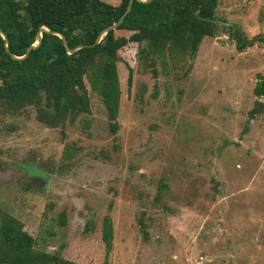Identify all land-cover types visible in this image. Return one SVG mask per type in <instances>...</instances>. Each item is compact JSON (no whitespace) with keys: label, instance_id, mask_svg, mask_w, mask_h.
<instances>
[{"label":"rangeland","instance_id":"obj_1","mask_svg":"<svg viewBox=\"0 0 264 264\" xmlns=\"http://www.w3.org/2000/svg\"><path fill=\"white\" fill-rule=\"evenodd\" d=\"M216 15L194 58L153 66L145 42L119 50L116 135L90 89L92 111L55 125L36 105L0 102V208L37 249L103 264L110 214V264H264V112L249 114L264 74V0H219ZM231 25L250 42L240 47Z\"/></svg>","mask_w":264,"mask_h":264},{"label":"trees","instance_id":"obj_2","mask_svg":"<svg viewBox=\"0 0 264 264\" xmlns=\"http://www.w3.org/2000/svg\"><path fill=\"white\" fill-rule=\"evenodd\" d=\"M129 2L121 0L114 5L104 0H0V27L10 49H6L0 34V102L36 105L40 119L55 125L64 118L74 122L92 111L90 89L100 96L110 131L116 135L121 127L119 50L130 42H145L140 52L150 56L153 66L157 59L165 61L167 56L194 58L204 37L214 35L218 22L219 0H133L123 22L95 44L99 33L120 19ZM41 26L63 33L71 48L85 46L69 53L60 36L43 31L38 47L23 59L14 58L13 54L24 55L36 42ZM229 28L240 47L250 42L239 36L236 25ZM117 29L132 34L117 35ZM127 68L131 88L134 70L130 65ZM254 93L258 99L249 112L250 118L264 112V74H259ZM60 223H66L65 211ZM113 239L114 222L106 214L102 224L103 264H110ZM0 264L79 263L59 252L37 249L34 236L24 229L23 222L0 208Z\"/></svg>","mask_w":264,"mask_h":264},{"label":"water","instance_id":"obj_3","mask_svg":"<svg viewBox=\"0 0 264 264\" xmlns=\"http://www.w3.org/2000/svg\"><path fill=\"white\" fill-rule=\"evenodd\" d=\"M140 1H143V2H149V1H151V0H140ZM132 2H133V0H130V2H129V4H128V7H127V9H126V11L124 12V14L120 17V19H119L117 22H115L114 24H112V25L106 27L105 29H103V30L99 33V35H98V37H97V39H96V41H95V44H96V43H99L100 40L103 38V36H104L109 30L116 29V28H117V27L123 22L124 17L128 14V12H129L130 9H131ZM43 31H46V32H49V33H53V34H57L58 36H60V37L63 39V42H64L65 46L67 47V51H68L69 53H73V52H75L77 49L82 48V47L85 46V44H80V45H78V46H76V47L71 48V47L68 46L67 39H66V37L64 36L63 33L58 32V31H52V30H50V29H48V28H46V27H44V26H41L40 29H39V31H38V33H37V39H36V42L33 43V44H31V45L28 47V49H27V51L25 52V54L22 55V56H18V55L13 54L12 56H13L14 58H17V59H23V58L27 57L28 54L30 53L31 49L36 48V47H38V46L41 44V42H42V32H43ZM215 32H216V31H215ZM0 34L2 35V37H3L4 40H5V46H6V49H7L8 51H10V49H9V45H8V38H7V35L5 34L4 30H3L1 27H0Z\"/></svg>","mask_w":264,"mask_h":264}]
</instances>
